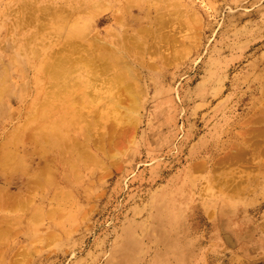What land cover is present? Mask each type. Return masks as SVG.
<instances>
[{
  "label": "rangeland",
  "instance_id": "obj_1",
  "mask_svg": "<svg viewBox=\"0 0 264 264\" xmlns=\"http://www.w3.org/2000/svg\"><path fill=\"white\" fill-rule=\"evenodd\" d=\"M131 1L146 7L150 0ZM175 2L189 28L181 32V59L159 68L155 61L151 71H140L141 106L120 143L126 148L131 142L118 169L105 177L94 169L83 174L81 185L70 179L71 188L64 191L72 207L60 211L64 217L48 218L59 212L44 204L53 192L37 194L24 211L26 217L40 211L34 228L18 219L19 210L7 209L19 223L0 241V264H264V178L259 177L264 172L253 171L264 161L251 159L238 136L250 116L264 120V0ZM10 3L0 0L2 48L8 46L3 28L8 22L1 14ZM110 3L113 9L120 4ZM111 15L108 11L91 30L105 36ZM5 56L0 54L3 63ZM6 103L4 96L0 106ZM7 122L0 115V126ZM106 129L114 132L110 124ZM236 150L241 157L227 161L226 152ZM227 176L234 185L242 182L240 195L228 201L220 191ZM6 178L0 188L8 197H23L32 187L29 176ZM53 181L57 188L65 184L61 176ZM36 229L58 238L38 244Z\"/></svg>",
  "mask_w": 264,
  "mask_h": 264
},
{
  "label": "bare ground",
  "instance_id": "obj_2",
  "mask_svg": "<svg viewBox=\"0 0 264 264\" xmlns=\"http://www.w3.org/2000/svg\"><path fill=\"white\" fill-rule=\"evenodd\" d=\"M115 1L120 3L117 9L110 0L108 4L104 0H11L1 14L8 22L3 28L9 50L0 47V54L7 55L6 63L0 61V101L8 98L4 108L0 106V115L8 121L0 126L5 128L0 131V181L6 182L11 174L29 176L32 187L23 197H8L6 189L0 188V241L10 237L8 231L19 223L5 214L7 209L19 210L18 219L34 228L40 223V211L27 217L24 211L37 194L53 192L50 204L46 199L44 204L59 212L48 218L64 217L60 211L72 207L69 192L64 191L71 188L70 179L81 185L83 174L94 169L102 177L118 169L131 142L126 148L120 143L131 132L130 120L141 106L140 71H151L155 61L159 68L181 59V32L189 28L181 21L179 2L150 0L142 7L131 0ZM108 11L111 24L100 36L91 25L101 23ZM168 49L174 52L165 54ZM260 83L264 97V74ZM107 124L113 133L107 131ZM244 127L240 141L247 144L251 159L260 156L264 161L263 118L250 116ZM241 152H226V160H238ZM37 159L39 165L33 167ZM253 168L264 172L263 166ZM54 176L63 177L62 188L55 186ZM259 177L264 178V173ZM240 183L225 178L220 191L227 195L226 201L230 195H240ZM80 191L81 200L85 199ZM36 231L38 244L58 238ZM259 232L263 233L261 227Z\"/></svg>",
  "mask_w": 264,
  "mask_h": 264
}]
</instances>
